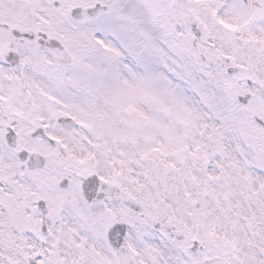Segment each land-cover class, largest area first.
I'll return each instance as SVG.
<instances>
[{
	"label": "snow or ice",
	"instance_id": "6c2138e0",
	"mask_svg": "<svg viewBox=\"0 0 264 264\" xmlns=\"http://www.w3.org/2000/svg\"><path fill=\"white\" fill-rule=\"evenodd\" d=\"M0 264H264V0H0Z\"/></svg>",
	"mask_w": 264,
	"mask_h": 264
}]
</instances>
